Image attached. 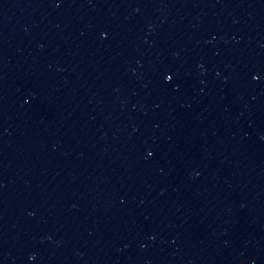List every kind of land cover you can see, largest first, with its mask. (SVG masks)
<instances>
[{
	"label": "water",
	"instance_id": "obj_1",
	"mask_svg": "<svg viewBox=\"0 0 264 264\" xmlns=\"http://www.w3.org/2000/svg\"><path fill=\"white\" fill-rule=\"evenodd\" d=\"M0 264H264V0H0Z\"/></svg>",
	"mask_w": 264,
	"mask_h": 264
},
{
	"label": "snow or ice",
	"instance_id": "obj_2",
	"mask_svg": "<svg viewBox=\"0 0 264 264\" xmlns=\"http://www.w3.org/2000/svg\"><path fill=\"white\" fill-rule=\"evenodd\" d=\"M165 80L170 82L172 80V76L171 75H165ZM149 155H151V153H149Z\"/></svg>",
	"mask_w": 264,
	"mask_h": 264
}]
</instances>
